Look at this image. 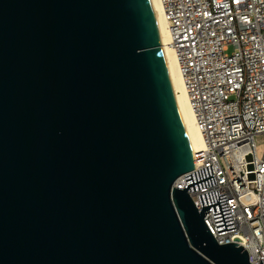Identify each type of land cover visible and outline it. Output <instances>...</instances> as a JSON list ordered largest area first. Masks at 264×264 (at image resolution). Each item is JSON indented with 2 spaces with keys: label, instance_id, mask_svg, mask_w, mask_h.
Listing matches in <instances>:
<instances>
[{
  "label": "water",
  "instance_id": "water-1",
  "mask_svg": "<svg viewBox=\"0 0 264 264\" xmlns=\"http://www.w3.org/2000/svg\"><path fill=\"white\" fill-rule=\"evenodd\" d=\"M190 169L149 0H0V264H250Z\"/></svg>",
  "mask_w": 264,
  "mask_h": 264
},
{
  "label": "built area",
  "instance_id": "built-area-1",
  "mask_svg": "<svg viewBox=\"0 0 264 264\" xmlns=\"http://www.w3.org/2000/svg\"><path fill=\"white\" fill-rule=\"evenodd\" d=\"M161 2L184 82L193 83L186 58L203 77L189 93L204 148L190 154L191 169L176 185L184 188V175L211 165L216 184L188 192L194 206L199 194L225 193L235 230L218 234L211 210L204 223L217 243H237L250 264L264 263V0Z\"/></svg>",
  "mask_w": 264,
  "mask_h": 264
},
{
  "label": "bare ground",
  "instance_id": "bare-ground-1",
  "mask_svg": "<svg viewBox=\"0 0 264 264\" xmlns=\"http://www.w3.org/2000/svg\"><path fill=\"white\" fill-rule=\"evenodd\" d=\"M149 2L171 88L187 140L189 153L192 155V153L196 150H202L204 148V138L197 127L189 93V89L191 87L195 88L201 86L203 80L202 73L200 71H196L194 69V65L190 62L191 60L186 58V65L190 70L188 79L193 80L192 85L187 87L184 82V74L181 71V60L178 57L176 48L174 47L175 42L171 31V19L168 16L161 0H149ZM191 47L192 46L188 47L186 50L188 54ZM183 56L187 57V54L185 53ZM218 73L221 74L219 70ZM206 76L208 79L210 78L209 73H206ZM205 97L209 99L207 95ZM201 101L203 100L201 99Z\"/></svg>",
  "mask_w": 264,
  "mask_h": 264
}]
</instances>
